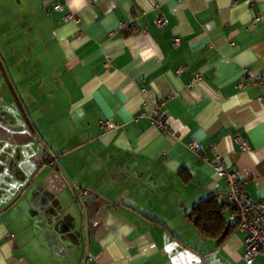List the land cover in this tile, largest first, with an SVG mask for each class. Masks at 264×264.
<instances>
[{"label":"crops","instance_id":"1","mask_svg":"<svg viewBox=\"0 0 264 264\" xmlns=\"http://www.w3.org/2000/svg\"><path fill=\"white\" fill-rule=\"evenodd\" d=\"M10 2L0 0V264H247V232L226 208L222 240L192 215L213 197L226 204L217 157L264 200V0Z\"/></svg>","mask_w":264,"mask_h":264},{"label":"built area","instance_id":"2","mask_svg":"<svg viewBox=\"0 0 264 264\" xmlns=\"http://www.w3.org/2000/svg\"><path fill=\"white\" fill-rule=\"evenodd\" d=\"M101 0H93V3H98ZM57 11H63L64 6L60 3L54 5ZM64 20L77 21L72 15H65ZM155 25L163 28L167 25L165 18L155 20ZM176 45L180 44L179 39H175ZM199 78V77H197ZM264 102V97L262 98ZM158 122L163 130H166V119L157 113ZM102 126L106 131H113L118 128L112 120H103ZM191 148L195 151L200 150L198 143H192ZM242 148H248V142L243 141ZM46 160L42 162L44 165ZM213 169V175L216 178L225 179L227 182L228 192L226 196V209L230 212V218L236 223L237 227L247 232L245 239V261L247 264H253L259 256L264 257V200L256 202L252 200L244 190V183L240 178V173L229 168L222 157H217L214 160L208 161ZM93 196L89 190H82L79 193L80 200L85 203Z\"/></svg>","mask_w":264,"mask_h":264},{"label":"trees","instance_id":"3","mask_svg":"<svg viewBox=\"0 0 264 264\" xmlns=\"http://www.w3.org/2000/svg\"><path fill=\"white\" fill-rule=\"evenodd\" d=\"M225 208L226 204L222 207L214 197L195 207L192 216L203 235L219 240L223 239L225 233L223 231L226 229V221L223 215Z\"/></svg>","mask_w":264,"mask_h":264},{"label":"water","instance_id":"4","mask_svg":"<svg viewBox=\"0 0 264 264\" xmlns=\"http://www.w3.org/2000/svg\"><path fill=\"white\" fill-rule=\"evenodd\" d=\"M0 62H1V59H0ZM1 64H2V67L5 71V73L8 75V72L5 68V65L2 62H1ZM85 237H86V245H87L86 254H88L89 253V220H88L87 216H86V220H85ZM86 262H87V258L85 259L84 264H86Z\"/></svg>","mask_w":264,"mask_h":264},{"label":"rangeland","instance_id":"5","mask_svg":"<svg viewBox=\"0 0 264 264\" xmlns=\"http://www.w3.org/2000/svg\"><path fill=\"white\" fill-rule=\"evenodd\" d=\"M2 4H4L5 6H8V5L16 6V3H14V2L11 3L10 0H3V3H2ZM10 20H11V19H10ZM13 21L16 22V21H19V20H17V19L12 20L10 26L12 25ZM28 22H29V21H28ZM28 22H27V23H28ZM29 24H30V23H29ZM21 25H22V24H21Z\"/></svg>","mask_w":264,"mask_h":264}]
</instances>
